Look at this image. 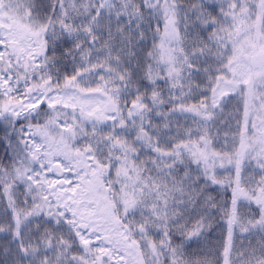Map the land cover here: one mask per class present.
<instances>
[{
    "label": "snow or ice",
    "instance_id": "obj_1",
    "mask_svg": "<svg viewBox=\"0 0 264 264\" xmlns=\"http://www.w3.org/2000/svg\"><path fill=\"white\" fill-rule=\"evenodd\" d=\"M0 264H264V0H0Z\"/></svg>",
    "mask_w": 264,
    "mask_h": 264
}]
</instances>
